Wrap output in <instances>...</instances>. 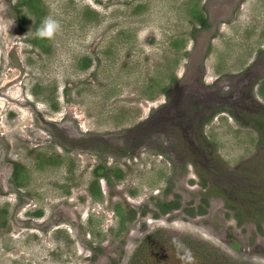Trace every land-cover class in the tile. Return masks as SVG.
Segmentation results:
<instances>
[{"label": "rangeland", "instance_id": "1", "mask_svg": "<svg viewBox=\"0 0 264 264\" xmlns=\"http://www.w3.org/2000/svg\"><path fill=\"white\" fill-rule=\"evenodd\" d=\"M23 1L0 0V264H131L157 228L264 264V0Z\"/></svg>", "mask_w": 264, "mask_h": 264}, {"label": "trees", "instance_id": "2", "mask_svg": "<svg viewBox=\"0 0 264 264\" xmlns=\"http://www.w3.org/2000/svg\"><path fill=\"white\" fill-rule=\"evenodd\" d=\"M22 1V0H21ZM29 7L32 6V0H24ZM188 12L193 17V19L199 23L201 28H205L207 24L206 18L203 16L202 12L193 4ZM195 32V31H194ZM193 34V32H190ZM86 65V64H83ZM168 87L163 88V91L167 93ZM102 162V161H101ZM21 164L15 162L13 166V177L15 181L21 184L23 176H20ZM113 171V170H112ZM95 179L93 180V186H91L92 191L98 194V182L97 178L99 176H104L109 182L110 176L107 173V168L105 163H98L93 169ZM114 174L120 175L118 171H114ZM173 236L179 237L183 243L191 249L193 255L196 258V264H255L248 260H235L231 255H229L222 248L217 247L210 241H205L202 239H196L193 235L185 233H172L163 228L154 229L151 233L145 235L139 242V246L135 249L133 254V260L131 264H181V261L177 258L176 249L170 243ZM170 253H174L176 258H173Z\"/></svg>", "mask_w": 264, "mask_h": 264}, {"label": "clouds", "instance_id": "3", "mask_svg": "<svg viewBox=\"0 0 264 264\" xmlns=\"http://www.w3.org/2000/svg\"><path fill=\"white\" fill-rule=\"evenodd\" d=\"M61 30L62 26L60 21L54 16L48 15L41 20L32 35L34 39L52 40ZM89 42H91V37H89ZM170 243L176 249L177 258L181 261V264H196V258L191 249L179 237L173 236Z\"/></svg>", "mask_w": 264, "mask_h": 264}, {"label": "flooded vegetation", "instance_id": "4", "mask_svg": "<svg viewBox=\"0 0 264 264\" xmlns=\"http://www.w3.org/2000/svg\"><path fill=\"white\" fill-rule=\"evenodd\" d=\"M208 9H210L209 3H208L206 6H204L203 9H202V8H199V10H200L202 13H203L204 11H206L207 13H209Z\"/></svg>", "mask_w": 264, "mask_h": 264}]
</instances>
